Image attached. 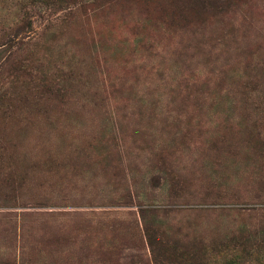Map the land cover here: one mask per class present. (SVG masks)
Returning <instances> with one entry per match:
<instances>
[{"label":"rangeland","instance_id":"374dc122","mask_svg":"<svg viewBox=\"0 0 264 264\" xmlns=\"http://www.w3.org/2000/svg\"><path fill=\"white\" fill-rule=\"evenodd\" d=\"M88 7L0 0V264H264V0Z\"/></svg>","mask_w":264,"mask_h":264},{"label":"trees","instance_id":"16d2710c","mask_svg":"<svg viewBox=\"0 0 264 264\" xmlns=\"http://www.w3.org/2000/svg\"><path fill=\"white\" fill-rule=\"evenodd\" d=\"M57 4L63 3H77L88 2L89 9L101 8L106 11L116 10H132L144 11L146 18L156 22H162L166 27H174V29H181L183 32L189 27L199 25L205 22L208 18L219 16L228 11L231 7L232 0H49ZM61 8V7H59ZM20 27H16L19 30ZM12 68L11 79L9 82L13 84L21 83L27 85L28 81L33 80L30 69L24 63L15 62ZM11 86V87H12ZM8 93L2 92L0 94V103L3 104L10 97ZM142 212V210H141ZM143 214V213H142ZM149 234L147 235V237ZM237 237L227 239L225 244L232 243L240 247L245 256L250 257L255 261L264 258V239L252 240L246 238L244 242L239 243ZM223 245V243H220ZM225 247V246H224ZM209 249L204 246V250Z\"/></svg>","mask_w":264,"mask_h":264}]
</instances>
